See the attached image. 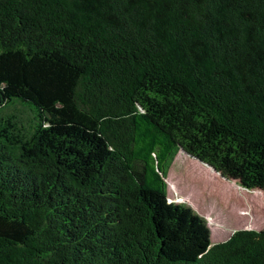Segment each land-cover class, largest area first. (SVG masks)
Segmentation results:
<instances>
[{
    "label": "trees",
    "instance_id": "1",
    "mask_svg": "<svg viewBox=\"0 0 264 264\" xmlns=\"http://www.w3.org/2000/svg\"><path fill=\"white\" fill-rule=\"evenodd\" d=\"M180 150L264 191V0H0V264H264Z\"/></svg>",
    "mask_w": 264,
    "mask_h": 264
},
{
    "label": "rangeland",
    "instance_id": "2",
    "mask_svg": "<svg viewBox=\"0 0 264 264\" xmlns=\"http://www.w3.org/2000/svg\"><path fill=\"white\" fill-rule=\"evenodd\" d=\"M166 181L170 201L186 202L207 218L212 242L239 227L264 226L263 190L246 189L182 150L172 160Z\"/></svg>",
    "mask_w": 264,
    "mask_h": 264
},
{
    "label": "water",
    "instance_id": "3",
    "mask_svg": "<svg viewBox=\"0 0 264 264\" xmlns=\"http://www.w3.org/2000/svg\"><path fill=\"white\" fill-rule=\"evenodd\" d=\"M199 161H200V160H199ZM201 162H202V161H201ZM205 164H207V165L210 166L214 171H216L215 168L212 167L211 165H209L208 163H205Z\"/></svg>",
    "mask_w": 264,
    "mask_h": 264
}]
</instances>
